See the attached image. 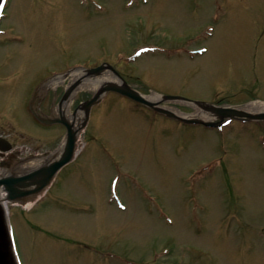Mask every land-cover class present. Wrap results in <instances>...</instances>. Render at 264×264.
I'll use <instances>...</instances> for the list:
<instances>
[{
	"label": "rangeland",
	"instance_id": "374dc122",
	"mask_svg": "<svg viewBox=\"0 0 264 264\" xmlns=\"http://www.w3.org/2000/svg\"><path fill=\"white\" fill-rule=\"evenodd\" d=\"M5 15L0 135L15 157L56 148L63 126L23 118V106L37 79L77 64L108 59L143 90L192 100H264V0H12ZM147 43L165 52L127 61ZM135 108L107 94L45 199L10 204L23 264H264V123L212 130ZM115 175L126 211L107 200Z\"/></svg>",
	"mask_w": 264,
	"mask_h": 264
},
{
	"label": "water",
	"instance_id": "95a60500",
	"mask_svg": "<svg viewBox=\"0 0 264 264\" xmlns=\"http://www.w3.org/2000/svg\"><path fill=\"white\" fill-rule=\"evenodd\" d=\"M111 85L115 87H120L117 83H111ZM135 95H137L135 92H133L126 84L121 87ZM229 111L228 109H222L219 112L221 114L226 113ZM70 125V133L68 135V142H66L59 158L60 161L53 164H47L42 168H39L35 172L31 173L30 175L26 176L23 179H12L11 177H6L0 180V184L6 180L7 189L9 192H11V195H9V198L17 199L16 193L14 190H16L17 187L23 186V188H26L28 186L36 184L35 192L41 190L52 178L57 168L65 163L67 160H69L72 156L73 151V140L76 139L77 132L79 128H76L74 126V122H69ZM32 174L34 175V178H31ZM16 183V185L14 184ZM30 190H27V193H29ZM0 264H16L13 258L11 245H10V239L8 235V229L6 225V218L5 213L2 204L0 203Z\"/></svg>",
	"mask_w": 264,
	"mask_h": 264
},
{
	"label": "bare ground",
	"instance_id": "6f19581e",
	"mask_svg": "<svg viewBox=\"0 0 264 264\" xmlns=\"http://www.w3.org/2000/svg\"><path fill=\"white\" fill-rule=\"evenodd\" d=\"M86 86H89V87H93V88H96L98 86V83L95 82V81H88V82H85ZM248 108L250 109H255V110H261L264 108V104L263 103H251ZM69 112V110H68ZM45 161L44 158H39V159H36L34 162H31V163H27V165L23 166L22 167V171L23 170H31L32 168L36 167V166H39L41 165L43 162ZM215 220V218H214Z\"/></svg>",
	"mask_w": 264,
	"mask_h": 264
}]
</instances>
